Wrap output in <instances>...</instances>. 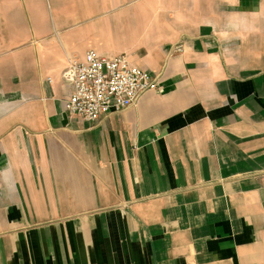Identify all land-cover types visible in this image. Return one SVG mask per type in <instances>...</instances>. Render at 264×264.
<instances>
[{
	"label": "crops",
	"instance_id": "0c3cea01",
	"mask_svg": "<svg viewBox=\"0 0 264 264\" xmlns=\"http://www.w3.org/2000/svg\"><path fill=\"white\" fill-rule=\"evenodd\" d=\"M88 49L157 87L68 115ZM0 264H264V0H0Z\"/></svg>",
	"mask_w": 264,
	"mask_h": 264
},
{
	"label": "built area",
	"instance_id": "2783aa9c",
	"mask_svg": "<svg viewBox=\"0 0 264 264\" xmlns=\"http://www.w3.org/2000/svg\"><path fill=\"white\" fill-rule=\"evenodd\" d=\"M173 51H182L176 45ZM82 59L68 58L64 76L73 87L64 99L68 115L90 123L135 106L142 94L158 85L151 75L133 65L123 53L101 54L88 49Z\"/></svg>",
	"mask_w": 264,
	"mask_h": 264
}]
</instances>
